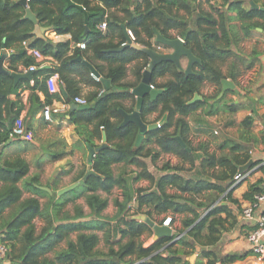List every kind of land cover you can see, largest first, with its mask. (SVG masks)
Here are the masks:
<instances>
[{"label":"trees","instance_id":"trees-1","mask_svg":"<svg viewBox=\"0 0 264 264\" xmlns=\"http://www.w3.org/2000/svg\"><path fill=\"white\" fill-rule=\"evenodd\" d=\"M17 1L0 0V53L4 49L13 50L6 68L10 72H19L18 64H21L23 70L36 65L21 45L31 37L33 24L23 18L25 10ZM226 1L228 6L220 5L217 0L27 2L29 10L41 26L50 28L58 35L69 34L71 40L53 42L35 39L29 43L30 47L36 48L54 61L48 68L37 66L32 74V86L26 79L13 85L9 74L0 73V127L5 128L4 114L8 116L11 110V119L15 120L20 111L19 103L10 101L8 96L18 89L28 88L35 91L37 88L48 97L50 93L43 81L51 74H56L63 86L70 87V98L66 97L64 100V103L70 104L74 97L80 96L79 81L73 79V74L97 89L84 96L89 105L87 110H70V122L76 126L77 134L89 146L99 147L95 145L92 137L102 141V132L105 133L106 142L95 151L89 168L92 173L83 180L80 190L72 191L71 198H67L65 194L49 195L38 189L35 186L36 178L25 181L23 187H29L35 193L47 197L42 205L36 197L20 200L18 182L27 174L25 161L16 158L12 162L0 164V182H3L0 187V241L8 247L6 254L10 261L19 260L21 264H189L184 257L197 246L200 256L206 259L207 264H228L244 256L234 254L220 257L209 247L218 242V234L220 230L226 229V221H236V216L228 206L220 202H228L238 206L240 210L239 201L232 197L233 189L238 186L231 187L233 177L239 167L250 160L246 144H264V129L259 135L254 134V112L237 123L234 116L242 105L214 98L220 92L222 79L238 85V77L242 71L254 66L257 60L256 50L253 49L250 55H242L238 50L240 44L249 39L256 28L264 33V10L250 8V2L264 8V0ZM245 2L247 7L244 6ZM102 22L106 23L105 30L99 28ZM121 26L132 31L135 44L151 48V40H154L155 46L152 49L156 51L165 46L155 41L154 29L166 39L180 37L185 47L200 60L188 76L170 61L160 62L154 67L149 84L160 90V93L154 98L146 95L139 112L142 121L150 124L146 120L147 115L159 109L163 120L159 118L153 121L154 128L145 133L143 141L137 146V126L130 122L121 127L122 117L118 109L122 108L120 101L127 96L121 91L131 89L140 82L141 73L148 64V56L132 46L123 45L127 38ZM171 30L176 32L175 35L170 33ZM115 37L117 41L113 42ZM78 43H84L85 47H77ZM76 56L92 64L101 77L110 81L112 89L109 92L103 91L100 81L92 78L87 66L75 61ZM94 58L115 65L104 74L99 66L92 63ZM138 59L143 62L134 71L136 82L120 83L126 75V63ZM166 75L170 77L167 81L158 82L159 78ZM204 82L214 84L218 93L211 101L190 103L191 97L199 93ZM198 110L205 116L225 115L223 126L237 128V143L224 139L219 144L220 150L228 149L227 153H210L204 144L196 149L190 146L186 138L190 131L186 117ZM157 122L160 127L155 126ZM89 124H94L92 130L88 128ZM8 131L0 133V136L4 134L7 138ZM177 136L190 148V152L175 139ZM216 137L213 135V141H217ZM149 143L158 147L157 153L151 155L150 149L142 153L144 145ZM194 150L203 154L198 170L206 174V177L184 178L177 173L178 167L166 166L164 169H171L172 172L159 178L156 192L153 193L145 194L141 190H134L126 173L121 171L119 175H114L112 171L114 164L131 163L141 167V172L133 180L144 177L153 181L141 157L151 155L154 159L158 153H171L192 167ZM259 164L260 161L254 163V166L258 165L255 172L259 171L264 175V165ZM215 167L219 171L209 174ZM260 181L261 178L249 185L242 195L243 200L253 199L260 191ZM115 187L120 189L122 199L114 201L116 212L113 217L108 218L103 215L108 205L107 197L98 192L109 194ZM167 187L175 188L179 193L170 195L166 192ZM206 191L208 193L205 197ZM184 194L188 196L184 197ZM80 197L85 200L88 213H84L77 204H74L72 213L66 210L70 202ZM12 204V210L5 213L6 208ZM144 204L152 206L157 214H163V218L170 216L172 228L175 226V214L189 213L190 216L182 220L181 229L176 231V235L182 236L175 241H171V237H159L153 244L144 247L140 240L141 235L150 234L153 230L144 221L133 218L135 215L150 217L149 211L140 210ZM36 218L43 221L39 231L33 223ZM162 219L157 224L161 225ZM252 228L249 227V231ZM73 232H77L74 240L70 238ZM97 232H103L105 251L98 248L100 237ZM117 234L118 240L108 241V238L112 239ZM62 242L64 247L58 248Z\"/></svg>","mask_w":264,"mask_h":264},{"label":"crops","instance_id":"crops-1","mask_svg":"<svg viewBox=\"0 0 264 264\" xmlns=\"http://www.w3.org/2000/svg\"><path fill=\"white\" fill-rule=\"evenodd\" d=\"M121 28L123 30L124 27L121 26ZM170 33L172 35H175L176 32L174 30H171ZM43 36L45 40H50L53 42H65V41L71 40V36L69 34L58 35L54 31H52L50 28H48V30L44 32ZM176 38H180V37H176ZM35 39L37 38L31 35V37L27 40V42L31 43ZM116 41H117V38L115 37L113 39V42H116ZM151 41H152L151 45L152 47H154L155 46V43H153L154 40H151ZM136 45L143 46L140 44H136ZM242 48L243 47H241L242 52H240V48L238 50L240 54L242 55L243 54L250 55L253 50V49H250L249 51L245 53V51ZM255 50L257 52V55H256L257 57L260 51V48L255 49ZM12 51L13 50H8V49H4L2 51L7 54L6 58L3 61V66L5 68L8 67L7 66L9 63L8 57ZM169 51L170 50L167 47H165V48L159 49L158 52L166 53ZM77 57H80V56H76L75 61H77L76 60ZM81 59L85 60L83 58ZM52 62L54 61L51 59V61H49L48 63H45V65H42L40 67L48 68L50 67V64ZM142 62L143 61L141 59H138V60H133L131 62L126 63L125 65L126 75L120 83L134 84L136 82L134 71L137 68V66H140L142 64ZM92 63L99 66L103 70L104 74L108 71V69L111 66L115 65V64L110 65L106 60L102 61L96 58L93 59ZM187 63L188 61L186 57H182L180 59V64L183 69L186 68ZM195 64L196 63H194L193 66ZM255 64L251 69H249V70H252V73H255L257 71L255 68L256 66ZM90 65L93 67L92 64ZM193 66H192V69H193ZM17 67L19 69V72L25 71V68L24 70L22 69L21 64H18ZM21 69L22 71H20ZM222 69L223 71H225V67H223ZM245 71L246 70H243L241 75L238 77L239 84L237 85L233 83L235 89H237V93L234 92L233 90H225L222 92V87L220 88V92L218 93L217 87L214 84L204 82L202 86L200 87L199 93H195L191 97L189 102L190 103L201 102L203 100L211 101L213 100V96H215L218 93L215 96L214 100H218L222 98L225 102H229L230 104L240 103L242 105V108L234 116L235 121L238 123L239 121H241V119L244 116H247L251 112H254L255 121H254V125H253L254 127L252 131L254 134L259 135V133L264 129V113H262V116L260 118H259L260 113L257 115V110L258 108L261 107L260 103L262 101L261 100L262 97L254 96L253 94H251L252 90H248V88L247 90L244 89L245 87H243V83L241 79H243L242 76ZM71 76L73 77V79L79 81L78 85H79V90H80L79 92L80 97L88 96L97 89V87L93 85L91 86L90 84H86L83 81H81L80 77L74 76L73 74H71ZM99 77L101 79L108 80L107 78L101 77L100 75ZM92 78L96 81L95 77L92 76ZM169 78L170 77L166 75L164 77L159 78L158 82H165ZM21 80H18L17 82ZM31 80L30 81L28 80L30 86L33 85ZM17 82L13 83V85H16ZM43 82H44V86L46 87L48 91L45 81ZM101 87L103 90L102 84H101ZM108 87L109 89L106 92H109L112 89V85L110 81H109ZM132 89L133 88L121 91V93H126L127 96H125L120 101L122 108L118 109L119 113H120V110L126 113H130V112H133L134 109L136 108L138 97L135 96L131 92ZM71 92L72 91L70 87L63 86V84L59 80L58 92L52 95L50 93V95L48 94L49 95L48 97H46L45 94L41 90H38L37 88L35 91L34 89L30 90L28 88H24L23 90L18 89L16 92L8 96L10 101H17L20 106V111L18 113V116H16L15 119L21 118L25 126L32 132V136H33L30 141H25V140L9 137V133L14 125L15 120L11 119V116H12L11 110L8 116H5V114L3 115L5 118L3 121L5 128L0 127V133H3L5 130H9V131H8L7 138L4 134H1L0 136V164H4L6 162H12L16 158H20L23 161H25L28 167L27 174L23 177L21 182H18V186L20 187V190H21L20 200H23L28 197H36L39 200L41 205L46 202L47 200L46 196H41L35 193L29 187H26V186L23 187L24 182L32 178L37 179V184L35 186L38 189L46 192L47 194L52 195L54 193L57 196L65 194L67 198H71L72 191L80 190V186L82 185L83 180L92 173V172L90 173L89 171L91 164L88 163L87 146H89V144L86 143V141L84 140L82 136L77 134L75 130L76 126L70 122V116H69L70 110L76 109V108H70V106L74 104L72 100L70 104L64 103L65 102L64 100L66 97L70 98ZM220 93H222V95H220ZM146 95L148 94H145L142 97V103ZM47 105L60 107V111L56 113L55 112L52 113L49 120H46L42 116V109ZM74 105H77V104H74ZM129 109L133 111H130V112L127 111ZM79 110H87V109H79ZM159 118L163 120V114L160 113V110L158 109V111L147 115L146 120L150 124H147L144 121L143 123H145L148 126H152L154 128L153 121ZM186 119H188L189 127H190V131L186 134V138L189 141L190 146L192 148L196 149V147H198L199 145L204 144L207 146L208 152L210 153L214 152L216 155H219L222 152L227 153L228 151L227 148L223 150L219 149V144L224 139H230L235 143L238 142L236 140V134H237L236 129L237 128L233 126L231 127L223 126L226 120L225 115L205 116L202 114L201 110H198L188 115ZM256 119H258V121H256ZM122 121H123V118H121V122H120L121 127L126 125L125 124L122 126ZM93 125L94 124H89L88 128L92 130ZM213 135L217 136L216 137L217 141L216 140L213 141L214 140ZM143 138L139 142L135 141V146L139 145L143 141ZM92 140L95 143V145L99 146V147H92L94 150H97L98 148H101L104 145V143L96 137H92ZM246 147L251 152L250 160H249L250 163L248 161V163H246L244 166H241L243 167V169L252 167L255 162L264 159V144L253 145L252 143H249V144H246ZM185 148L187 151L190 152V148L187 147L186 144H185ZM148 149L152 150L151 151V155H152L154 153H157L158 147L152 143L145 144L142 150V153H144ZM192 154L194 157V166L192 167H190L189 163L183 162L178 156L171 154V153H163V152L158 153V156L154 159L151 157V155L141 157V160L144 162L146 166V171H148L152 175L153 181L148 178H144V177H141L138 180H133L136 174L141 172V167L135 166V164H131V163L114 164L112 165V171L114 175H119L121 171L126 173L127 179H130L131 186L134 190H141L145 194L153 193V192H156L157 181L159 180V178L166 173L172 172L171 169L169 170L164 169V167L166 166L169 168L178 167L179 170L177 171V173L183 176L184 178L206 177V174H202L198 170L199 162L201 161L202 156H203L202 152L199 150L197 151L194 150L192 151ZM56 156L58 157L54 158ZM213 171L218 172L219 171L218 167H215L214 170L211 169L209 171V174H211ZM87 173L89 174L86 176ZM260 178L263 179L264 175H262L259 171L254 172L253 175L249 177L248 180L240 183L236 188L233 189L232 197L239 201L240 210L238 206H234L232 204H229L228 202H220L221 204H226L228 206L232 214L236 216V221L233 223H231L232 221L231 219L226 221L225 222L226 229L220 230L218 234L219 235L218 242L214 246L209 247V248L211 250L213 249V251L215 250L216 255L220 257H223L225 255H234V254L244 255L241 258H237L228 264H264V262L259 261L257 257L253 254L252 247L246 238L247 236L246 234L249 233V227H253L254 222L243 219V217L241 216V212H240L241 207H243L245 203L247 202L242 199V195L248 190V187L250 184L254 183L256 180ZM74 183H78V185L72 188L71 190L58 194V191L66 187H69L70 185ZM2 185H3V182H0V187ZM166 192L169 193L170 195H175L179 193V191H177L175 188H172V187H167ZM98 193H100V195L103 197H107V200H108V205L106 209L103 211V215L108 218L113 217V215L116 212L114 201L115 200L121 201L122 199L120 189L115 187L109 194H106L104 192H98ZM207 193L208 191L205 192L204 194L205 197ZM183 196L186 197L188 195L184 194ZM200 199H202V197H200ZM180 201H182V199ZM74 204L80 205L84 213L89 212V209L86 206L85 200L83 199V197L76 199L74 202H70L66 206V210L72 213ZM13 206L14 205L12 204L9 208H6L5 213H8L10 210H12ZM109 207H112L111 208L112 215L108 216L106 213H107V210H109ZM260 209L261 211L264 212V204L261 205ZM140 210L142 212L149 211L151 218L148 216L147 217L145 216V217L148 218L150 221H152L155 225H159L157 224V221H160L163 218V214H157L156 210L152 206H147L146 204H144L141 206ZM189 216L190 214L187 212L174 215L175 226L174 228H172V235L170 238L171 241H175L176 239L182 236V234L176 235V231L181 229L182 220ZM33 223L36 225L37 231H39L40 227L43 226V221L42 219H39V218L34 219ZM76 234L77 232H73L70 235V238L74 240L76 237ZM97 234L100 237L98 248L100 250L105 251L106 243L104 241L103 232H97ZM158 238L159 237H156L154 231H152V233L150 234L144 233L143 235H141L140 240L144 247H148L151 244H153ZM118 239H119V235L117 234V235H114V238L112 237V239L108 238V241L112 242L113 240L115 241ZM60 247H64V242H62L58 248ZM199 252H200V249L197 246L196 249H194L192 253L185 255L184 259L189 264H207L206 259L201 257ZM0 264H21V263L19 260L13 261V262L10 261L9 258H7V254H6L5 257L0 258Z\"/></svg>","mask_w":264,"mask_h":264},{"label":"water","instance_id":"water-1","mask_svg":"<svg viewBox=\"0 0 264 264\" xmlns=\"http://www.w3.org/2000/svg\"><path fill=\"white\" fill-rule=\"evenodd\" d=\"M17 2L25 10L23 18L30 20L31 23L33 24V28L31 30L30 34L37 39L45 40L43 34H44V32H46L48 30V28L43 27L38 23V20L35 17V15L29 10L26 0H18ZM250 8L264 10V8L258 7L253 2H250ZM123 30L125 32L124 28H123ZM256 31L262 32V30L260 28H256ZM153 33L155 35V41L164 45L165 47H167L170 50L169 52L160 53L156 50H153L152 48L143 47V46L136 45L134 43H130V41L127 39H126L127 44L125 45V46H132V47L142 51L149 58L148 66L142 72V77H141L140 83L137 86L133 87V89L131 90V92L135 96L138 97L136 108L134 109L133 112H130V113H126V112L120 110V113H121L122 118H123L122 126L127 124V123H130V122L134 123L137 126V128H138V136H137V140H136L137 142H139L143 138L144 134L148 130L153 128L152 126H148L145 123H143L139 110H140L141 105H142V97L145 94H148L150 97L154 98V97L158 96V94L160 93V90L151 88L150 84H149L151 72L154 69V67L157 64H159L160 62L170 61L177 67V69H179L180 71L182 70L184 72V74L186 76H188L189 74H192L193 64L194 63H200V60L197 57H195L188 48L185 47L184 41L182 39H180V38L166 39L162 35H160L155 29L153 30ZM6 56H7V54L5 52L0 53V73L9 74V76L13 79L14 83H16L18 80H21V79H26L29 81L32 79L33 71H31V70H27L24 72H10V71H8L3 66V61L6 58ZM182 57H186L187 61H188L185 69H183L181 64H180V59ZM76 60L82 62L84 65H86L88 67L91 75L93 77L97 78L101 82L104 91H107L109 89V87H108L109 81L105 80V79H101L99 77L98 73L95 71V69L88 62H86L85 60H82L80 57H77ZM221 87H222V92L225 90H233L234 92L237 93V89H235L233 83L229 80L222 79L221 80ZM220 95H222V93H220ZM88 107H89L88 104H85V105H74V104H72L70 106V108H76V109H88ZM105 138H106V136H105V133L103 132L102 133V142L103 143L105 142ZM175 139L181 144L182 147H185V144L181 140L180 137L177 136V137H175ZM87 149H88V163L91 164L92 158H93L96 150H94L92 147H89V146H87ZM249 163H250V161H249ZM242 170H243V167H239L238 172H240ZM90 173H91V171H90ZM88 174L89 173H87L86 176ZM77 185H78V183H74V184L70 185L69 187H66V188L58 191V194H61V193L66 192L68 190H71L72 188L76 187ZM133 218L136 220L144 221L146 224H148L153 229L156 237H171V235H172V230L170 228H168L166 226H162V225H155L152 221H150L144 215H135Z\"/></svg>","mask_w":264,"mask_h":264},{"label":"built area","instance_id":"built-area-1","mask_svg":"<svg viewBox=\"0 0 264 264\" xmlns=\"http://www.w3.org/2000/svg\"><path fill=\"white\" fill-rule=\"evenodd\" d=\"M29 0H26L28 2ZM101 30H105L106 23L102 22L99 25ZM126 38L130 43H134L135 37L131 30H125ZM126 42L123 45L127 44ZM23 47L25 48L27 54L31 55L35 61L36 65H31L25 71L31 70L34 71L37 66L40 67L51 61L50 57L44 56L36 48L30 47L27 41L22 42ZM77 47L83 49L85 47L84 43H78ZM98 80L97 78H95ZM58 76L56 74H51L45 79L46 86L49 93L54 94L58 92ZM151 88L153 86L150 85ZM72 102L77 105L87 104L84 97L76 96L72 99ZM60 111V107L47 105L42 109V116L49 120L52 113ZM156 127H160V123L157 122ZM9 137L21 139L25 141H30L32 139V132L25 126L21 118H17L14 121V125L9 133ZM106 142V138H105ZM251 152L249 151V154ZM259 165H264V159L260 160ZM258 165H253L252 167L245 168L240 172H237L233 177V183L231 187L239 185L240 183L246 181L253 175L255 169ZM260 191L253 196L251 201H247L243 207H241V216L247 221L254 222L253 228L249 231L246 238L252 247L253 254L261 262H264V212L261 211L260 207L264 204V178L261 179L259 183ZM140 221V220H138ZM162 226H166L172 230L171 217L165 216L161 221ZM8 251V247L0 241V258L5 257Z\"/></svg>","mask_w":264,"mask_h":264},{"label":"rangeland","instance_id":"rangeland-1","mask_svg":"<svg viewBox=\"0 0 264 264\" xmlns=\"http://www.w3.org/2000/svg\"><path fill=\"white\" fill-rule=\"evenodd\" d=\"M217 2L220 5H229L226 0H217ZM244 5L245 7H247V2H245ZM241 47H243L242 49L245 51V53L250 49L260 48L257 56V62L255 64V68L257 71L255 73H252V70H246L243 73V79H241L245 90H247L248 88V90H252L251 94H253L254 96L262 97V101L260 103L261 107L257 110V115L260 113V118L262 116V113H264V34L259 31L252 32L251 37L247 40H244L240 45V52H242ZM256 121H258V119H256ZM111 208L112 207H109V210H107L106 214L108 216L112 215Z\"/></svg>","mask_w":264,"mask_h":264}]
</instances>
